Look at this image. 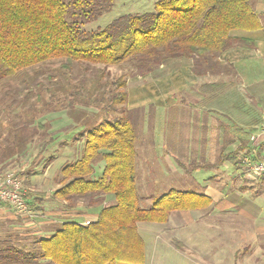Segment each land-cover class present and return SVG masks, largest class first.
<instances>
[{
	"label": "trees",
	"instance_id": "obj_1",
	"mask_svg": "<svg viewBox=\"0 0 264 264\" xmlns=\"http://www.w3.org/2000/svg\"><path fill=\"white\" fill-rule=\"evenodd\" d=\"M252 1L156 0L153 12L122 15L103 29L86 31L84 26L110 12L115 0H0V77L54 60H61L66 72L75 64L111 67L131 62L144 75L180 58L193 60L198 76L221 74L215 67L227 50L257 48L254 40L232 35L264 31ZM125 80L113 81V111L127 102ZM208 87L217 92L222 85ZM132 119L129 113L103 117L81 135V153L76 161L64 165L60 187L52 194L65 209L87 197L90 206L101 204L106 195L114 196V204L101 209L97 220L89 224L66 221L53 235L34 237L23 247L13 242L17 237L13 233L0 234V264H145V242L138 223L165 224L175 210L198 211L212 204L204 193L172 188L151 207H142ZM57 139L52 137L45 144L52 146ZM12 145L0 148L4 152L0 166L21 153L16 142ZM244 149L222 152L217 163L193 170L228 162L239 165L243 157L254 162L264 159L247 151L239 161L238 154ZM31 196L26 194L27 203L38 210Z\"/></svg>",
	"mask_w": 264,
	"mask_h": 264
},
{
	"label": "rangeland",
	"instance_id": "obj_2",
	"mask_svg": "<svg viewBox=\"0 0 264 264\" xmlns=\"http://www.w3.org/2000/svg\"><path fill=\"white\" fill-rule=\"evenodd\" d=\"M155 3L156 0H115L110 12L88 23L84 26V30L103 29L122 15L153 12ZM252 5L261 20L260 23L264 25V0H253ZM232 35L250 36L243 31L233 32ZM230 51L231 54L227 53L219 57L220 63L215 68L221 74L216 75L198 76L193 71L194 61L180 58L166 61L151 73L144 75L139 73L131 62L111 67L75 64L66 72L62 68L63 62L54 60L12 76L0 77V148L11 147L16 142L21 149L20 154L1 164L0 179L8 173L15 172L22 178L26 194H33L31 202L34 203L36 201L34 197L38 192H32L31 188L33 184L38 183L37 179H40L38 175L45 171L51 162L50 174L60 176L65 164L78 159L83 147L81 135L98 124L103 117L112 119L129 113L137 133L136 185L143 208L151 207L156 198L172 188L201 194L200 188L216 177H222L223 182L229 178L226 175L230 171H235L232 164H228L227 168L220 165L213 169L193 170L195 166L213 165L219 161L217 155H220L221 149L215 146L208 147L205 143L207 139L211 140L209 143L213 145L219 135L224 141L229 138L228 132L215 128L216 120L212 122L209 118L200 117L199 109L205 108L204 110L208 111L211 108L208 102L201 101V94L207 93L204 84L222 85L216 92L219 100L214 107H218L223 112L225 111L223 109H226V112L231 111L230 116L221 117L226 121L225 123L230 122V117L234 118L237 124L243 123L246 115L244 111H251L252 125L264 126L262 119L264 111L262 77L264 76L261 75L260 68V64L264 63V43L257 49L241 51L239 46H234ZM120 77H125L127 81L124 88L127 91V102L123 108L119 105L113 111L112 93L116 89L113 81H118ZM64 133L66 135H63ZM56 135L67 141V144H61L59 139L52 146H47L45 143L52 137H57ZM201 140L205 142L201 143ZM45 147L49 148L45 149ZM227 150L224 148L222 152ZM3 154L4 152L0 157ZM212 159L213 163L210 161ZM181 168L188 176H183L182 172H174ZM222 169L226 171L217 175ZM99 171L101 172V169ZM26 176L35 177V180L28 183ZM184 177H190L187 184L183 183ZM261 179L262 177L257 176L256 180L264 184V180ZM38 181L40 183L42 180ZM263 184L251 187L256 196L260 195L259 192H264ZM246 185L250 188V185ZM88 199L87 197L77 200L74 208L86 207ZM254 200L264 207V196L256 197ZM0 204L11 209L18 221L27 223L31 218L34 219L32 214L36 210L33 206L28 205L27 213L18 214L10 205ZM204 215L205 212H198L195 216H198L199 220L188 228H179L176 223L178 218L174 216L170 217L167 226L157 223H142V225L171 228L167 235L163 236V240L168 239V243L170 238L174 240L201 238L203 240L201 244L199 242V246L203 249L217 246L206 242V238L218 236L226 238L237 231L235 242L226 241L224 245H220L227 247L226 256L225 253L218 252L187 258L176 252L174 246L165 244L162 239L158 241L155 237L146 236L145 263L264 264V249L257 250L264 247V241L260 242L261 239L255 237L250 238L245 232V230L249 232V229L241 227L242 223L235 228L229 224L214 228V224L210 223L209 219H201ZM6 230L9 231L6 233L17 236L14 237L13 242L19 247H23V244L29 243L34 237H40L31 229H18L16 232L11 228ZM247 238L254 240V243L249 242ZM173 244L176 246V242ZM245 247L251 248V251L248 249L247 251L254 253L252 258H245ZM234 250L241 251L235 260H226L230 251Z\"/></svg>",
	"mask_w": 264,
	"mask_h": 264
},
{
	"label": "crops",
	"instance_id": "obj_3",
	"mask_svg": "<svg viewBox=\"0 0 264 264\" xmlns=\"http://www.w3.org/2000/svg\"><path fill=\"white\" fill-rule=\"evenodd\" d=\"M245 33L250 34V36L247 35V38L254 40L257 44V48H260V46L264 43L263 41L264 31L259 30L255 32H245ZM254 36H258V37H254ZM243 50L246 49L241 48V51ZM229 52L231 51L228 50L227 52L224 53V55ZM222 58L225 60L224 57ZM260 68H261V75L264 76L263 62L262 64H260ZM262 80H264V77H262ZM210 84H218V83L204 84L205 87L207 88L205 89L207 93L201 94L202 95L201 101L208 102L207 104L211 108H209L208 111H205L204 110L205 108L203 110L199 109L200 117L209 118L212 122L216 120L217 126L215 128L219 129L220 131L223 130L226 133L228 132L229 138L227 140L225 139L224 141V139H221V135H219L220 137L218 136V139H216V141L213 142L214 143L213 145L209 143L211 142V140L209 139H207L206 142L201 140V143L205 142L207 143L208 147L215 146L216 148L221 149L220 155H217L218 156L217 160H220L221 152L223 151L224 148H226V150L228 149L227 152L225 151V153H231L236 149H240L241 147L245 149L239 152L238 154L239 161L242 154H244L247 151H251V154H253V156L264 158V139L260 135L261 132L259 131L260 126L252 125L250 119L252 118L251 111H244L246 115L243 123L240 124L235 123V120L232 117H230L231 118L230 122L225 123L226 121L221 119V117L226 118V116L228 115L230 116L231 111L229 110V112H226V109H223L225 110L223 112L222 110L218 109V107L217 108L214 107L216 102L219 100V95L216 94L214 90L209 89L208 86H210ZM262 115H263L262 119L264 123V111ZM63 135L66 134L64 133ZM57 136L60 137L59 135ZM57 140H59V138ZM57 140L55 141L57 142ZM59 141H61V144H65V140L60 139ZM210 161L212 163L214 162L213 159ZM228 164H232V163L228 162L226 166L224 165V167L227 168ZM51 165L52 163L48 166V168L45 171H43L42 173H40V175H38L42 181L39 183L38 180L40 179H37L38 183L33 184L31 188L32 192L37 191L38 192L37 194L40 196V198L35 201L39 209L36 210L34 214H32L34 216V219L31 218L27 223L18 221L13 216L14 212L11 209L7 208L6 206L4 207L2 206V204H0V230H3L2 232L0 231V234H5V232H9L6 229H10V228L14 229L15 232L18 229H31L34 231V234H37L40 237H49L53 235L58 229H60V226L66 221H74L85 225L86 222L88 221L90 222L97 220L99 215L98 212L101 211V209L114 204L115 201L114 196L106 195L104 198L101 199L103 201L99 205L90 206V204H87L86 207L77 206L76 208L65 209L64 205L60 201H57L52 197V194L58 189V187H60L59 184L60 177L58 175L52 176L50 174ZM232 165L234 166L233 168L235 169V171L232 172L229 170L230 173L226 175L230 178V179L228 178L229 180L226 179L222 182L221 179L222 177L219 178L216 177L217 175L222 174L226 171V170L223 171L222 169L221 171H219L217 175H215L216 179L212 180L211 182L205 184L203 187L200 188V191H202L204 195H207L212 199V204L209 207H207L204 210L201 209L198 211L175 210L174 212L171 213L170 217L174 216L175 218H178V221L176 223L178 224L179 228H188L191 227L193 224H195L196 223L195 221L199 220L197 218L198 216L195 215L198 214V212L202 211V213L205 212V215L201 216V219L202 218L209 219L210 223L214 224V228L215 227L220 228L224 224H229L231 227L235 228L238 227V225L241 226L239 223H242L243 226L241 227L249 229V232H247L246 230L245 232L247 233V235H249L250 238L255 237L261 239L259 241L262 242L264 241V207L262 205L257 204L256 203L257 200H254V198L256 197L262 198L264 196V192L262 193L261 191L259 192L260 195L256 196L252 192L251 187L263 183L256 180L257 176H252L244 173V171L240 168L241 163L239 165L237 164H232ZM174 172H182L183 176H188L186 175L187 172L182 168L174 170ZM26 177L29 180L28 183L33 182V180H35V177L32 176H26ZM223 179L225 178L223 177ZM184 180L185 182L183 183L187 184V182L190 180V177H184ZM239 183L240 185H238ZM246 184L250 185V188H248ZM38 195L35 196L38 197ZM30 201H32V197ZM168 222H166L163 225L167 226L169 224ZM208 225L210 224L208 223ZM137 226L140 237H142L144 241L147 238L146 236L155 237V239H157L158 241H160L161 239L163 240L164 237L167 235V233L171 230V228L169 227L155 228V227H151L150 225L143 226L142 223H138ZM253 230L255 231V233ZM235 232H232L233 234L226 238L223 237L221 238L220 236L206 238V242L217 245L214 248L211 247V249L204 248L206 251L203 248H200L199 246V242L201 244V241L203 240L201 238L194 239V237H191V238L176 239V240L170 238L169 243L171 245L168 243V239L163 241H165V244H167L170 247L174 246L176 252L182 254L187 258L198 257V256L200 257L203 254L205 256V254H210V253L216 254L218 252L222 254L225 253L226 256L227 247H223L220 245L221 244L224 245L226 241L227 243H230L231 241L235 242L237 237V234ZM172 240L176 242V246L173 244L174 242H172ZM248 241L250 242L252 240L248 239ZM253 241L251 242L252 244L254 243ZM245 248H246V251L244 253L245 258L247 259L252 258L254 253L247 251V249L251 251V248L249 247H245ZM261 249H264V247L262 246L257 250H261ZM240 251L237 250H234L233 252L230 251L229 256L226 257L227 258L226 260H235V258L239 255ZM247 254L249 255L246 256Z\"/></svg>",
	"mask_w": 264,
	"mask_h": 264
},
{
	"label": "built area",
	"instance_id": "obj_4",
	"mask_svg": "<svg viewBox=\"0 0 264 264\" xmlns=\"http://www.w3.org/2000/svg\"><path fill=\"white\" fill-rule=\"evenodd\" d=\"M260 135L264 139V126L261 127ZM244 173L252 176L264 177V159L260 161H252L248 157L241 159ZM24 190L23 180L14 172L6 174L0 179V203L8 204L15 209L18 214H25L29 210ZM90 222H86L89 224Z\"/></svg>",
	"mask_w": 264,
	"mask_h": 264
}]
</instances>
